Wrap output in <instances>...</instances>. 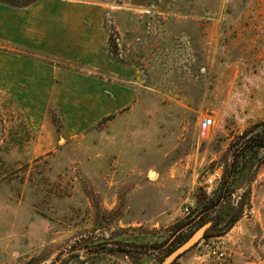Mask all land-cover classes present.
Returning <instances> with one entry per match:
<instances>
[{"label": "rangeland", "instance_id": "obj_1", "mask_svg": "<svg viewBox=\"0 0 264 264\" xmlns=\"http://www.w3.org/2000/svg\"><path fill=\"white\" fill-rule=\"evenodd\" d=\"M78 1L104 8L113 110L91 126L103 74L83 47L48 54L64 75L46 95L0 88V264H162L204 223L212 235L169 264H264V147L243 150L264 128V0ZM218 236L223 260L204 247Z\"/></svg>", "mask_w": 264, "mask_h": 264}, {"label": "crops", "instance_id": "obj_2", "mask_svg": "<svg viewBox=\"0 0 264 264\" xmlns=\"http://www.w3.org/2000/svg\"><path fill=\"white\" fill-rule=\"evenodd\" d=\"M95 4L78 0H0V42L8 48L0 53V88H6L8 95H46L48 88L55 86V79L64 75L60 68L48 64V54L73 62L78 61L83 47L91 52V70L97 68L101 71L97 73L103 74L91 76V126L110 115L113 68L110 58L108 64L96 65V47L103 46L105 37L101 32L104 8ZM62 85L75 87L73 80L67 79ZM128 93L132 94L125 87L115 109L130 103Z\"/></svg>", "mask_w": 264, "mask_h": 264}, {"label": "built area", "instance_id": "obj_3", "mask_svg": "<svg viewBox=\"0 0 264 264\" xmlns=\"http://www.w3.org/2000/svg\"><path fill=\"white\" fill-rule=\"evenodd\" d=\"M201 127L203 129H209L211 126V121L208 117H205L201 121ZM220 179V177L215 174L214 176H210L204 181V184L207 187V191L210 192L212 189V186L215 184L216 180ZM184 208L183 211L185 214H189L190 211L194 208V202L189 197H186L184 200ZM220 236L216 238V240L209 239L208 242L205 243L204 247H206V253L211 258H214L216 260H223L225 258V248H224V241L223 239H220Z\"/></svg>", "mask_w": 264, "mask_h": 264}, {"label": "trees", "instance_id": "obj_4", "mask_svg": "<svg viewBox=\"0 0 264 264\" xmlns=\"http://www.w3.org/2000/svg\"><path fill=\"white\" fill-rule=\"evenodd\" d=\"M252 146L264 147V128L261 131H257L254 135L249 136L248 142H246L244 144V146H243L244 147L243 150H245L247 148L250 149ZM235 168H236V165L234 164V162L227 166V170L225 172V175L223 177V182H222V192L220 193V196H218L217 198H215L214 200L209 202L210 206H213V205L217 204L221 200V198H223L228 193V191H229V181H230L229 177L234 174ZM235 219H236L235 217L231 218L228 222H226V224L224 226H222L220 228H217V229H214V231H216L218 233H223L224 231H226V229L228 230L232 226V224L235 221ZM215 224L216 223H214V225ZM209 230L210 229H207L205 231L204 237L207 236V235H212V234L209 233Z\"/></svg>", "mask_w": 264, "mask_h": 264}, {"label": "water", "instance_id": "obj_5", "mask_svg": "<svg viewBox=\"0 0 264 264\" xmlns=\"http://www.w3.org/2000/svg\"><path fill=\"white\" fill-rule=\"evenodd\" d=\"M209 224L210 223H204L196 228L184 242L178 245L165 257L162 264H169L174 258H177L179 255L186 252L194 244H196L203 237L206 229L209 227Z\"/></svg>", "mask_w": 264, "mask_h": 264}, {"label": "bare ground", "instance_id": "obj_6", "mask_svg": "<svg viewBox=\"0 0 264 264\" xmlns=\"http://www.w3.org/2000/svg\"><path fill=\"white\" fill-rule=\"evenodd\" d=\"M151 176H153V174H150Z\"/></svg>", "mask_w": 264, "mask_h": 264}]
</instances>
